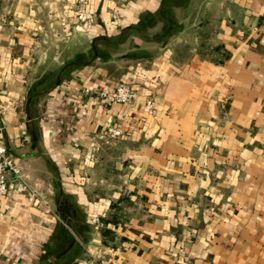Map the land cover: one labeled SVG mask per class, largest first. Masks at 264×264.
<instances>
[{
    "label": "crops",
    "instance_id": "crops-1",
    "mask_svg": "<svg viewBox=\"0 0 264 264\" xmlns=\"http://www.w3.org/2000/svg\"><path fill=\"white\" fill-rule=\"evenodd\" d=\"M218 1L225 62L195 46L175 59L182 36L151 60L125 58V44L71 70L31 117V84L162 0H88L87 23L76 0H5L0 142L45 204L0 196V264H264V0H203L198 15ZM123 81L137 93L128 104L86 92Z\"/></svg>",
    "mask_w": 264,
    "mask_h": 264
},
{
    "label": "trees",
    "instance_id": "trees-1",
    "mask_svg": "<svg viewBox=\"0 0 264 264\" xmlns=\"http://www.w3.org/2000/svg\"><path fill=\"white\" fill-rule=\"evenodd\" d=\"M191 1L162 0L156 12L141 13L137 23L125 28L118 35L96 38L93 44V53L78 55L73 61L49 72L29 86L28 101L25 106L28 114L31 117L40 115L39 109L35 106L46 97L47 92L55 84L68 77L71 70L80 68L97 57L107 61L125 44L126 49L121 51V54L125 52V58L151 60L171 39L182 36L183 41L174 50L175 59L180 61L188 54L189 49L195 46L201 57L215 63L225 62L230 57L226 45L213 43V39L220 31V19H212L211 14L201 17L198 13L194 14L191 19L188 18L187 10ZM4 8L5 0H0V14ZM131 36L141 38L144 43L128 45L127 41ZM116 150L117 146L114 148V151ZM104 231L107 233V230Z\"/></svg>",
    "mask_w": 264,
    "mask_h": 264
},
{
    "label": "built area",
    "instance_id": "built-area-1",
    "mask_svg": "<svg viewBox=\"0 0 264 264\" xmlns=\"http://www.w3.org/2000/svg\"><path fill=\"white\" fill-rule=\"evenodd\" d=\"M87 2L88 0H76L77 22L87 23L90 20L91 14L87 10ZM86 92L92 93L95 100L104 105L128 104L133 101L137 95L133 85L127 81H123L111 89L99 88L94 92L87 89ZM143 110L148 115L154 114L155 100L152 97L145 100ZM122 135V130L118 128L111 129L108 132V137L112 139ZM9 191L16 194H23L31 202H45V200L38 196L31 188L18 161L9 153L7 147L0 142V196ZM95 223L97 226H102V222L97 217L95 218Z\"/></svg>",
    "mask_w": 264,
    "mask_h": 264
},
{
    "label": "rangeland",
    "instance_id": "rangeland-1",
    "mask_svg": "<svg viewBox=\"0 0 264 264\" xmlns=\"http://www.w3.org/2000/svg\"><path fill=\"white\" fill-rule=\"evenodd\" d=\"M202 1H203V0H194V6H195V9H196V10L193 9L192 11L188 12V18L191 19V17H193L194 14H197V7H199L200 5L203 4ZM220 2H221V1H218V2L216 3V9H215V11L213 12V14H211V15H212L211 18L214 19V20H218L220 16H223V13H222V11H221V9H220V6H223L224 3H223V4H222V3L220 4ZM225 4H226V3H225ZM202 8H203V7H202ZM194 10H195V11H194ZM78 23H80V22H78Z\"/></svg>",
    "mask_w": 264,
    "mask_h": 264
}]
</instances>
